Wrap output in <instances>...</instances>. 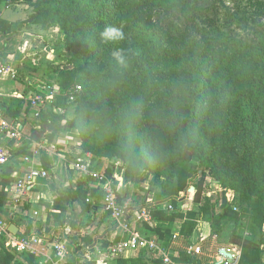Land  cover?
I'll list each match as a JSON object with an SVG mask.
<instances>
[{
	"label": "trees",
	"instance_id": "1",
	"mask_svg": "<svg viewBox=\"0 0 264 264\" xmlns=\"http://www.w3.org/2000/svg\"><path fill=\"white\" fill-rule=\"evenodd\" d=\"M22 2L30 9L28 25H38L41 31L57 29L62 35L53 60L45 56L33 68L45 75L54 70L62 78L61 96L41 112L39 123L42 129L58 127L53 134L76 130L77 147L83 153L112 161L106 175L116 184L120 203L125 201L117 186L121 181L147 184L157 199L170 201L180 198L188 179L195 176L197 215L182 224L179 234L188 248H193L190 241L200 223L215 219L216 209L218 222L240 220L234 204L227 202L228 191L245 204L243 212L254 206L264 217V0H235L233 7L225 0H14V4ZM24 24L17 22L10 35L7 30L2 33L0 65L10 66L9 55H15V61L22 59L20 52L9 49L16 41L8 39L18 36ZM105 25H123L125 40L119 45L100 44L99 32ZM116 47L129 51L127 67L112 59ZM61 62L64 66L59 70L56 64ZM77 85L82 91L69 102L66 93ZM32 86L28 85L30 91ZM21 106L20 100L1 104L13 123L20 118ZM54 107L65 114L54 113ZM69 107L72 118L65 119ZM12 150L15 156L29 152L27 145ZM42 158L52 176L51 157L42 152ZM11 170L7 166L1 175L2 189L14 181ZM73 180L72 189L55 195L46 211L50 218L52 210L70 209L68 218L60 221L61 229H71L66 237L74 252L84 255L79 257L82 264H97L95 257L84 258L87 247L96 245L90 229L97 226V215L104 209V192L91 185V179ZM212 183L223 194L217 203L210 196ZM5 201L2 191L0 217ZM23 210L27 212L28 206ZM108 214L104 221L109 225L114 221ZM152 214L154 220L182 218L180 212L168 215L159 209ZM43 229L47 235L60 230L43 224L39 235ZM83 230L88 234L83 235ZM105 243H100L102 248ZM232 243L242 249L239 264H264V249L251 240ZM175 261L201 264L187 252ZM37 262L34 255L12 253L0 240V264ZM112 264L162 261L141 250Z\"/></svg>",
	"mask_w": 264,
	"mask_h": 264
},
{
	"label": "built area",
	"instance_id": "2",
	"mask_svg": "<svg viewBox=\"0 0 264 264\" xmlns=\"http://www.w3.org/2000/svg\"><path fill=\"white\" fill-rule=\"evenodd\" d=\"M3 1L6 9L11 8L14 4V0ZM14 73L11 66L7 67L0 65V82L10 77L14 79L16 77ZM41 91L42 92L35 94L29 100V104L34 111L35 119H39L41 112L52 107L56 98L61 96L60 89L56 87H43ZM81 91L82 88L79 85L70 88L66 93L69 102H74ZM53 112L61 115L65 114V110L62 108L54 107ZM24 145L28 146L29 152L19 157L20 166L24 169L23 174L2 189L1 175L4 172V168L9 166L14 157L12 149H18ZM42 152H46L52 157V152L46 147V144L34 140L31 135L24 134L21 124L19 122H11L0 104V193L3 191L4 194H6L5 208L8 210V218H0V240H5V247L12 253L18 255L31 254L36 258L44 257L50 259L53 264H66L69 262L73 253L71 243L67 237H65L71 232L69 227L60 229L58 233H52L51 235H47L46 232L42 235L32 233L30 235L15 236L10 231L11 222L16 217L18 208H20L22 204H25L26 201L29 203L31 202L29 201V195L37 181L50 180L53 176H51L49 171L44 167ZM94 159L95 157L92 154L83 153L80 148H77L75 152L69 153L66 159L63 158V163L70 172H74L83 178L91 179L97 183L96 187L104 192V210L110 214L115 224L124 231L126 237L106 249L101 246L98 249L97 244L93 247H87L84 259L93 261L94 256H92V254L95 255V253H97L100 260H97L96 263L108 264L107 261L110 258L117 259L128 257L131 253L145 250L153 253L156 258L161 259L162 264H176L172 260L170 252L167 251V249L158 245L154 239L145 238L131 229L128 218L129 212L132 209V201L127 199L123 203L119 202L117 194L114 191V183L106 175L108 165L106 164L100 172H96L95 169L97 164L94 162ZM57 170L58 165L53 162L51 169L52 174L56 173ZM226 199L227 202L234 204L235 194L229 191L226 194ZM39 201V199H36L37 203H39ZM156 209L165 212L174 211V207L171 204L167 205L166 210L161 207V204H158ZM45 214L47 213L45 212ZM34 215L39 216L37 212H35ZM136 222L153 228L155 221L152 210L149 208L141 209L137 214ZM82 234L86 235L88 232L83 230ZM179 234H174L173 239L177 240ZM50 248H52L54 259L48 256ZM193 250L194 248H190L189 254L199 253V250L195 249L194 252ZM241 255L242 250L231 248L222 253H218V260L216 262L218 264H239ZM54 260L56 261L54 262ZM83 262L82 260L81 263ZM47 263L48 261H46V263L44 261V264Z\"/></svg>",
	"mask_w": 264,
	"mask_h": 264
},
{
	"label": "rangeland",
	"instance_id": "3",
	"mask_svg": "<svg viewBox=\"0 0 264 264\" xmlns=\"http://www.w3.org/2000/svg\"><path fill=\"white\" fill-rule=\"evenodd\" d=\"M234 1L235 0H225V4H226V6L233 7ZM244 1H246V0H244ZM244 3L246 4V2H244ZM12 8H14V10H13L14 12H13V16L11 18V21L21 22L22 24L25 23L22 26V28L19 30L20 33L18 34V36H14L13 38L11 37L8 39L9 42L13 41V40L16 41V42L14 41L15 42L14 45L10 46L9 49L11 51H18L23 55L22 59L19 61H15V59H14L15 55L8 57L9 63L13 64V67L16 71V74H15L16 80L27 82L28 81L27 78H29L30 81H32L36 84L34 86L35 89L37 86H38V88H43L44 86H49L51 88H54V87L60 88L62 78L59 76V74L57 72L49 69L48 75L42 74L41 72L37 74L33 70V68H35V67L37 68V66H38L37 64H40V62L43 61V58L45 56H47V58L49 60H53L54 49L56 47L60 46L59 44L62 40L61 33L57 29H53V28L41 31L40 30L41 28L38 25H32V24L28 25L26 22H27V18L29 17L28 12L30 11V9H28L27 2H22L20 4H13ZM12 32L13 31L11 30L10 32H8V34L10 35V34H12ZM56 65H58L57 68H59V70H61L64 66V63L61 62V63H57ZM46 67L47 66L43 67V70H46L47 69ZM34 88L31 90L35 91ZM72 110H73L72 107H69L67 109V111H66L67 115L64 116L65 119L72 118ZM32 116H33V114H32ZM32 116L30 118H32ZM32 120H38V119L34 118ZM38 127L40 129H42V126L39 122H38ZM24 134H25V132H24ZM43 141H45V140H43ZM94 162L97 164V167L95 169L96 172H100L106 164L108 166L113 164L112 161L105 160V159H99L97 157H95ZM61 170H62L64 176H66V178L64 177L65 182H68L69 179L74 177L73 175L70 174V170L65 166V164H63V165L61 164ZM56 174H53V176L50 180H38L37 183L35 184L34 188L32 189V191L30 192V195H29L30 201H31V203L35 204V207L33 206V211H34V209L41 210V207H39L40 205L36 202V199L40 200V204L41 203L43 204L45 202V198L43 197L45 186H46V189L54 191L55 192L54 195H58L63 190H65L66 184L68 186L67 190L72 189V185H70L69 182L64 183V182L58 180V178L56 177ZM59 174H60V171H59ZM75 176L77 177V174ZM19 177L20 176L16 177L15 175H11V179L14 181ZM194 177L195 176H191L188 179L187 184H186L187 189H185L180 196L181 198L184 196V198H185L184 203L182 201H180L178 198L176 200H170V201H167L166 199L165 200L162 199V202L160 203L162 208H165V210H166L167 205H169V204L173 205V207H174L173 212H167L166 211L168 215H171L173 213L179 214V212H180V214L184 215L183 221H186L188 218L186 217L187 215H185V212H187V214H188V216H190V218H196L199 205H197V203L195 202L196 190L191 191V189L194 188L193 187ZM96 184L97 183L95 181L91 182V185L96 186ZM114 185L116 186L115 183H114ZM140 185H142V184H140ZM117 186H119V185H117ZM122 188L125 191L126 190L127 191L132 190L130 187L129 188L122 187ZM209 190H210V196H211L214 203L219 202L220 199L223 197L222 192L213 183L210 186ZM228 192H226V194ZM232 193L235 194L234 209H236V212L241 214L240 220L238 222L226 221V220L218 222V218L216 216L218 215L219 211H218V209H216L215 210V219L212 221L209 220L207 222H204L203 228L201 230V234L198 232L194 233V235L190 241L193 248L195 247V245L199 241V239H198L199 235L200 236L202 235V237L208 235V230L206 228V226H207V227H210V229H211L210 232H217V229H218L217 243H219L220 245L228 246L229 244H233L232 242L237 241L238 239H240V240L246 239V240H251L255 247L264 249V223H263L264 217H263V214L261 212V209L256 208L254 206H251L250 211L248 213H245V211L243 212V207L245 206V204L241 200L238 199V196L235 192L232 191ZM130 195H132V194L130 193ZM131 198H132V196H131ZM189 199L191 200V202H189L190 201ZM187 202L190 203L189 209H187V207L183 208V205L186 204ZM26 205H28V204H26ZM66 209L67 210H65L63 212L65 214H67V218H68V216L70 214V209L68 207ZM33 211L29 212V210H28V212L26 213L27 215L25 218L27 220L31 221V225L27 229V233H23L22 235H30V233H32V232L38 234V231H39V224H38L39 222L37 221L38 216L37 217L34 216ZM63 212L59 213L57 211H53V210L51 211L52 214H50V222H51L50 224H52V227H49V228H51L52 231H55L57 229L58 230L61 229L60 221L62 220V213ZM3 215L5 216L6 212L3 213ZM106 215H107V212L104 209H102L97 215V223H98L97 226L90 229V232H91V234L94 238V241H95L94 243L100 244L101 242L102 243L106 242L105 247H104L105 249L110 247L111 245H113V243L110 241V238L107 237V232L104 231L105 227H106L105 225L108 226V224L104 221V217ZM88 217H89V215H86L84 217V224L86 222H88ZM63 220H66V219H63ZM218 224H220V225H218ZM198 229H199V227H198ZM198 229H197V231H198ZM84 230H86V229H84ZM170 238H171V236H170ZM177 242L183 243V241L181 239ZM72 245H73V243H72ZM100 246H101V244H100ZM71 248H72L73 253L69 259L70 260L69 263L82 264L81 263L82 260L79 257L82 258L84 255L81 256L82 253L74 252V248L73 247H71ZM178 250L182 253L181 250H183V249L178 247ZM193 252H194V250H193ZM84 254H85V252H84ZM48 256H50L51 259L52 258L54 259V254L52 253V248H50V251L48 252ZM94 257L96 258V260H100V257L97 256V253H95ZM43 258L38 257L37 260H39V261L37 262V264H44V261H45V263H46V261H48L47 264H53V262L50 259H47V258L43 259ZM115 260H116L115 258L114 259L110 258L107 261V263L112 264ZM214 260H215L214 258L209 256V257H207L206 263L207 262H209V263L214 262ZM55 261L56 260H54V262Z\"/></svg>",
	"mask_w": 264,
	"mask_h": 264
},
{
	"label": "crops",
	"instance_id": "4",
	"mask_svg": "<svg viewBox=\"0 0 264 264\" xmlns=\"http://www.w3.org/2000/svg\"><path fill=\"white\" fill-rule=\"evenodd\" d=\"M1 1V0H0ZM14 8H9L6 9L4 7L3 2H0V22H2L1 24V28H0V41L3 37L2 33L7 30V32H10L11 30H13L14 25L17 23V21H11V18L13 16V11ZM12 56V55H9ZM15 59V58H14ZM14 62V61H13ZM16 65V64H15ZM10 66L13 70V72H15L14 74H16V71L13 67V64L10 63ZM7 76V74H6ZM27 82L25 81H20V80H16V77L13 78H9L6 79L4 81L0 82V102L1 104H5V105H10L13 102H15L16 100H20L22 101V106H21V115L20 118L18 119V122L21 124L23 131L25 132L26 135H32L35 131L37 130H41L38 127V120H32L34 119V111L31 108L30 104H29V100L35 95V94H39L40 91L37 92L38 89H36V91H30L28 89V85H33L35 86L36 84L32 81L29 80V78H27ZM38 88V87H37ZM40 90V88H39ZM32 112V113H31ZM29 114V115H28ZM33 114V116H32ZM32 118H30L31 116ZM58 130L59 128L57 127H52L49 128V132L39 141L41 143L46 144V147L52 152L51 154V158L52 161L58 165V170H57V174L56 177L58 178V180L64 182V183H70V185H72V179H74L73 181L75 182V180L79 177L77 175V177L75 176L76 174L74 173L71 174L72 172H70L71 175H73L74 177H72L71 179H69L68 182H65L64 177L66 178V176H64L62 170H61V164L63 165V158L66 159V157L68 156L69 153H73L75 152V150L78 148L77 144L80 140L79 135L77 133L76 130L72 129V128H67L66 130H62L59 134H53V130ZM27 131V132H26ZM45 140V141H43ZM12 145V144H11ZM14 154V153H13ZM22 155H17L13 157L11 163L9 164V168H12V172L11 175H15L17 176H21L23 174L24 169L21 168L20 166V161H19V157H21ZM5 169V168H4ZM60 171V174H59ZM122 187L125 188H131L132 190H123ZM66 188H68L67 184H66ZM65 188V189H66ZM119 190L123 193L125 200H130L132 201V209L129 212V224L131 229L135 230L139 235L145 237V238H150V239H154L158 245L164 247L165 249H167V251L170 252L171 258L172 260L176 263V264H186L183 261L180 263H177L175 261V258H179L181 256V252L178 250V247L183 249L181 250L182 252H187L189 253V249L187 246H185L183 243H178L177 241H179L181 238L179 237L177 240L173 239V235L174 234H179L181 228H182V224L185 222L183 221L184 219V215H182V218H177L174 221H165L163 219H159V218H155V225L153 228L148 227L147 225L144 224H140L136 222V217L138 212L141 209L144 208H149L151 210H155L156 206L158 204H160L162 202V199H157L156 195L151 192L149 190V186L147 184H137V183H124L123 181L119 182V186H118ZM69 190V189H68ZM130 193L132 195H130ZM55 192L49 189H46V186L44 187V198H45V202L42 204H40L39 201V207H41V210L39 209H34L33 211V206L35 207V204L33 203H29L28 201L25 202V204H22L20 206V208H18V212L16 214V217L14 218V220L11 222V226L15 225L14 221L20 217V224L19 225H15V227H17L18 229V234L16 236L22 235L23 233H27V229L30 227L31 221L27 220L26 217V211L23 210V207L26 205L28 206V210L33 211V213L35 214V212H37L39 214L37 221L39 222V228L40 226L47 225L48 227H52V224H50V218L48 217V211H46L47 207V203L49 204L51 201L55 200ZM132 196V198H131ZM42 198V197H41ZM43 198V199H44ZM130 198V199H129ZM180 201H182L183 203L185 202V198L184 196L181 198H178ZM190 200V199H189ZM30 201V200H29ZM191 202V200L189 201ZM46 203V204H45ZM189 209L190 207V203H186L183 205V208ZM182 208V209H183ZM189 211V210H188ZM6 212V215L0 218L2 219H7L8 218V210L4 207V212ZM45 212L47 214H45ZM182 213V212H181ZM185 215H187L186 217L188 218L187 220H191L193 218H190V216H188L187 212H185ZM35 216V215H34ZM37 217V216H36ZM67 218V214L63 213L62 214V219H66ZM10 226V227H11ZM105 232H107V237L110 238V241L113 243L115 240L119 239L120 241L126 237V235L124 234V231L118 227L115 222L110 223L108 226L105 225ZM199 229L198 233H201V230L203 228V223H200V225L198 226ZM208 230V235L207 236H200L199 235V241L198 243L195 245L194 247V251L195 249L199 250V253L196 254H192V256H197L199 261L201 262V264H218L216 261L218 260V253H222L224 251H227L231 248H238L240 250L241 247L238 245H234V244H229L228 246L225 245H220L219 243H217V239H218V233L216 232H210V227H207ZM168 231H170V233H168ZM43 234L46 233L47 231L43 229ZM34 233V232H32ZM30 233V234H32ZM37 234V233H35ZM47 234V233H46ZM172 235V238H170V236ZM100 244H97V248L99 249ZM206 250V251H205ZM139 252V251H138ZM137 256V252L131 253L128 257H134ZM184 256V255H182ZM211 256L212 258H214V262H207V257ZM39 261V260H38Z\"/></svg>",
	"mask_w": 264,
	"mask_h": 264
},
{
	"label": "clouds",
	"instance_id": "5",
	"mask_svg": "<svg viewBox=\"0 0 264 264\" xmlns=\"http://www.w3.org/2000/svg\"><path fill=\"white\" fill-rule=\"evenodd\" d=\"M126 38L123 25H105L99 32L100 44H117L119 45ZM111 57L120 67H127L129 62V51L123 47H116L111 51Z\"/></svg>",
	"mask_w": 264,
	"mask_h": 264
},
{
	"label": "water",
	"instance_id": "6",
	"mask_svg": "<svg viewBox=\"0 0 264 264\" xmlns=\"http://www.w3.org/2000/svg\"><path fill=\"white\" fill-rule=\"evenodd\" d=\"M49 132V127L47 126V125H45L44 127H43V129H41V130H37V131H35L32 135H31V137L33 138V139H35V140H37V141H40L47 133ZM195 189L194 188H192L191 189V191H194ZM10 231H11V233H13V235H17L18 234V229H17V227H15V225H12L11 227H10Z\"/></svg>",
	"mask_w": 264,
	"mask_h": 264
}]
</instances>
